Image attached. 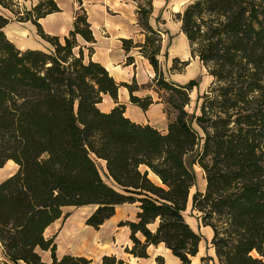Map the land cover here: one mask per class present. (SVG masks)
<instances>
[{
	"label": "trees",
	"instance_id": "16d2710c",
	"mask_svg": "<svg viewBox=\"0 0 264 264\" xmlns=\"http://www.w3.org/2000/svg\"><path fill=\"white\" fill-rule=\"evenodd\" d=\"M153 3L139 6L144 42L122 39L126 53L138 49L154 70L151 83L140 86L118 83L102 64L87 60L85 49L89 57L94 50L80 40L92 45L95 37L84 9L60 38L39 23L61 11L55 0H37L24 13L0 0L51 45L48 51L19 49L5 33L11 19L0 13V170L9 162L17 166L0 182L6 257L0 264H46L42 252L51 253V264H98L59 257L57 236L47 238L46 231L66 208L88 207L85 224L99 230L126 204L138 208L135 221L119 223L130 230L131 256L148 259L149 248L162 245L181 264H192L203 237L186 220L190 199L213 231L219 264H264V0H194L176 14L192 57L212 78L192 114L195 84L166 77L162 32L150 22ZM173 63L171 70L179 72L189 65L179 58ZM121 88L144 112L156 101L137 93H156L167 131L130 119L126 105L117 103ZM106 95L117 103L109 112L100 107ZM192 163L206 183L194 194ZM156 262L165 264L164 257ZM100 264L123 262L105 255Z\"/></svg>",
	"mask_w": 264,
	"mask_h": 264
},
{
	"label": "crops",
	"instance_id": "0c3cea01",
	"mask_svg": "<svg viewBox=\"0 0 264 264\" xmlns=\"http://www.w3.org/2000/svg\"><path fill=\"white\" fill-rule=\"evenodd\" d=\"M55 1L57 2L61 11L48 15L47 17L42 18L39 21L40 25L42 26V29L46 34L52 36H58L60 38L65 37L66 35H68L70 30H72L75 17L79 9H84L87 13L88 21L91 24L95 37V43L92 45L80 40V42L83 45H86L87 47L91 46L94 50L91 57H89L88 50L85 49L87 60L91 59L94 62H98L102 64L118 83L130 84L133 80H136V82L141 86V85H146L148 82L151 81V79L154 76V70L150 65V63L148 62V60H146L144 57L140 55L138 49L134 48L128 54L124 51L122 46V39H133L134 42L136 43L137 42L143 43L145 40V35L143 34V30L139 25V14H138L139 6L140 4H142L144 0H55ZM172 1H174L172 5L176 4L177 2V0H172ZM27 3H29L30 7L32 8V6H34L37 3V0L24 1L25 6H27L26 5ZM169 3L170 2L168 1L167 3L166 0H154L153 3L154 11L152 17L155 15L157 10L163 8L165 5L166 6L169 5ZM11 15H12L11 12L6 14L8 18H11ZM152 17L150 19L152 26L160 30L159 28L155 27L154 19ZM13 21L15 20H12L11 18L10 24L5 28V33L6 35L14 36L13 40L11 39V41L14 42L19 49L46 51L47 49L50 48L49 47L50 45L38 35L37 27L34 24H32V22L15 21V23H13ZM162 36H164L163 33ZM163 48H164V39H163ZM189 49H190V45H189ZM189 52H190L189 54H191V51ZM128 57L134 58V62L132 64L127 63ZM211 81L212 79H210V83ZM147 94L148 93L146 92L145 95ZM106 97L108 98V100L107 99L105 100ZM118 98L120 99L117 100V103H123L126 105L127 111L131 110L132 114L128 115L130 119H132L133 121L139 124H149L163 133L167 131L168 120L166 114L164 113V105L162 103L157 102L158 99H155L156 103L153 104L148 111L144 112L139 107L134 106L133 104L128 105L127 101L130 100V95L126 88H121L119 90ZM103 101L104 102L108 101V106L102 109L105 112H109L117 105V103L109 95L104 96ZM119 209L130 212L129 214L130 216L126 218V220L127 219L129 221L136 220V215L138 212V208L136 205L126 204L118 207L117 211ZM187 211L185 213H187ZM115 217L116 215L112 219L107 221L100 229L104 228L108 223L111 224V222H113V219ZM199 222L202 228L201 231L206 230L208 240L211 241L213 237L212 229L209 227H204L200 220ZM115 224L118 225L119 223L117 222ZM52 226H50V228ZM190 226L192 227L191 224ZM87 227L89 229L95 230L92 227L89 226ZM120 228H125V230H127L126 231L127 234L128 232L130 234V230L128 227H120ZM77 231H78L77 227L76 228L72 227L71 230L70 229L67 230V234L70 235V237L72 238L73 244L75 243L74 239L78 237L76 233ZM195 231L197 232V230ZM59 237L60 236H58L57 240L59 239ZM96 245L100 246L101 244H96ZM202 245H203V241L200 244L199 254L196 258L193 259L192 263H194V261L197 258H203L201 256ZM161 246L154 248H159ZM58 250H59V246H58ZM58 250H57V255L59 257H62L64 255L83 256L86 257L87 259L93 260L95 263L98 264L101 263V259L103 256L105 255L111 256L110 254L102 252L101 249H99L98 247L96 248L94 247V249L91 250V253L90 252L74 253L71 251L66 252L65 250H63V254H60ZM166 250L169 251L168 249ZM213 254L215 256L214 258L216 259L217 264H219L214 249H213ZM41 255L46 264H51L52 259L50 252H42ZM149 255L150 258L148 259H137L134 257H132L131 259L129 258L128 263L156 264L155 261L156 258L158 257L157 254L152 255V253H150L149 251ZM5 260L6 257H5L4 249L0 244V262ZM167 264H181V262L180 260H178L173 256L170 259V262H168Z\"/></svg>",
	"mask_w": 264,
	"mask_h": 264
},
{
	"label": "rangeland",
	"instance_id": "374dc122",
	"mask_svg": "<svg viewBox=\"0 0 264 264\" xmlns=\"http://www.w3.org/2000/svg\"><path fill=\"white\" fill-rule=\"evenodd\" d=\"M14 5V11L24 13L26 9H31L29 3L25 6L24 1L26 0H11ZM146 1L144 0L140 6L146 7ZM170 2L169 5H165L163 8L157 10L155 15L152 17L154 19L155 27L159 28L164 36V48L162 52V56L160 57V61L165 72V75L168 79L174 81L178 84H189L190 82H194L195 87L191 94V105L188 108L189 113H196L197 106L199 104L200 97L209 90L211 86L210 79L208 74V70L203 64L199 61L198 58L192 57L189 54V42L186 39L185 35L181 31V23L177 20L176 13L183 12L185 7L193 2L194 0H177L176 4L172 5L174 1L166 0ZM0 7V13L5 15L9 13V10H6ZM12 13V12H11ZM80 13V12H79ZM12 20L18 21L16 15L12 13ZM10 18V19H11ZM13 21V23H15ZM8 38L13 40L14 36L7 35ZM46 42V41H45ZM49 44V43H48ZM50 45V44H49ZM17 46V45H16ZM51 49V45L49 46ZM47 49L46 51H48ZM179 58L181 61L188 62V66L182 68L179 71H172L171 68L174 66L173 59ZM181 67V65L177 64V68ZM155 76V74H154ZM153 76V78H154ZM151 79V81L153 80ZM148 82L147 84L149 85ZM146 84V85H147ZM151 94L155 99H158V95L153 91L144 90L141 93H137L138 96H144L145 93ZM108 100L106 97L105 100ZM118 98L117 100H119ZM104 100V99H103ZM110 101V100H109ZM115 101V100H114ZM116 102V101H115ZM100 105L101 109L108 106L107 102H102ZM112 103V102H111ZM128 105L132 104L127 101ZM134 105V104H133ZM135 106V105H134ZM131 110L127 111L126 115L132 114ZM194 170L197 176L196 187L193 189L192 194L196 191H204L205 189V173L198 166L193 163L190 165ZM17 170V166L14 162H9L5 165L4 168L0 170V182L13 175ZM104 174V173H103ZM107 180V179H106ZM109 183L111 181L108 180ZM93 208H66L64 210L63 217L57 221L51 228H49L46 232V237L51 238L54 236H60L56 243L59 246V253L63 254V250L71 251L74 253H82V252H90L94 249V247H98L102 252L110 254L111 256L116 255L118 259H120L123 264H129L128 259L132 258L127 249L132 247V242L130 240V234L125 228H120L115 223H121L124 221H129L128 218L130 212L119 209L117 211L116 217L113 219V222L108 223L104 228L99 231L89 229L85 224V218L89 213H91ZM186 220L188 223L192 225V227L197 230L203 237V245L201 250V256L205 257V261L202 262V258H197L192 264H217L216 259L214 258L213 248L211 245V241L208 240L206 230L201 231L200 222L197 218L198 213L193 210L192 200H190L189 207L187 213H185ZM121 219V220H120ZM113 223V224H112ZM72 227H77L78 231L76 232L78 237L75 240V243H72V238L67 234L68 229H72ZM118 228V229H117ZM61 234V235H60ZM75 238V237H74ZM96 244H101L97 246ZM150 253L152 255L162 256L164 257L165 264L170 262V259L173 257L172 254L166 250L164 246L159 248H150ZM156 262V261H155ZM1 263V262H0ZM157 264V262H156Z\"/></svg>",
	"mask_w": 264,
	"mask_h": 264
}]
</instances>
